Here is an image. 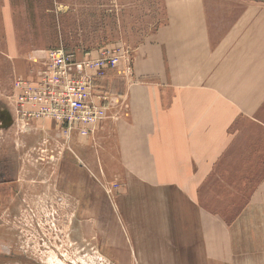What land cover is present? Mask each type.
I'll use <instances>...</instances> for the list:
<instances>
[{
    "label": "crops",
    "instance_id": "crops-1",
    "mask_svg": "<svg viewBox=\"0 0 264 264\" xmlns=\"http://www.w3.org/2000/svg\"><path fill=\"white\" fill-rule=\"evenodd\" d=\"M149 1L133 0L132 6ZM156 1L162 17L125 48L116 43L113 21L118 27L120 18L127 21L130 0H61V27L64 16L91 18L85 30H74L69 44L61 33V44L54 46L34 40V0H0V59H7L13 77L32 79L35 70L28 76L27 66L49 49L80 54L111 44L125 50L119 66L101 81L113 109L105 122L113 127L127 177L124 216L137 261L264 264V165L258 174L257 164L264 161V5ZM8 89L7 100L0 101V193L18 175L8 163L18 150L5 154L19 140H6L14 126L12 83ZM253 175L260 178L244 204H237L236 186ZM216 208L239 211L226 222L211 211ZM147 240L158 242L149 253L142 252L141 241ZM187 240L200 241L197 254L192 248L183 252Z\"/></svg>",
    "mask_w": 264,
    "mask_h": 264
},
{
    "label": "rangeland",
    "instance_id": "rangeland-1",
    "mask_svg": "<svg viewBox=\"0 0 264 264\" xmlns=\"http://www.w3.org/2000/svg\"><path fill=\"white\" fill-rule=\"evenodd\" d=\"M130 1L128 24L126 18L124 22L120 18L119 27L117 20L113 21L116 43H122L125 48L138 43L151 25L162 17L157 1L143 3L139 9L133 8L135 1ZM248 3L264 5V0H242L243 7ZM90 18L79 17L73 21L64 16L61 27V0H34L31 28L34 40L60 45L62 33L68 41L63 44L67 45L69 40H74V30H85L87 25L84 23ZM96 19L105 21L103 17ZM6 60L0 59V74H3L0 101L7 100L8 88L14 81L11 79L19 77H13L12 66ZM39 61L34 59L32 65L27 66L28 76L31 70L40 67ZM113 72L114 69L107 75ZM102 81L98 80L96 85L105 90ZM110 88L120 89L114 84ZM106 105L111 114L110 102ZM37 123L33 129L29 125L16 124L6 132V136L12 137L6 140L13 142L19 138L15 146L14 143L8 146V152L5 148L6 156L12 150H18L15 160L8 162L13 165L11 173L15 168L18 175L12 176L16 180L14 185L4 186L0 193V264H139L127 233L130 222L124 214L128 213V193L123 189L127 177L123 175L113 127L104 120L94 138L74 134L65 138L53 123L44 120ZM45 138L49 140L45 142ZM257 164L258 174H262L260 168L264 161ZM259 178L254 175L242 177V186H236L240 190L237 204H244ZM164 195L168 204V194ZM211 211L228 222L239 210L216 208ZM141 244L145 246L142 252L149 253L156 249L154 246L158 242L147 240ZM182 246L183 252L192 248L195 255L200 249V241H183ZM168 252H171L169 247Z\"/></svg>",
    "mask_w": 264,
    "mask_h": 264
},
{
    "label": "built area",
    "instance_id": "built-area-1",
    "mask_svg": "<svg viewBox=\"0 0 264 264\" xmlns=\"http://www.w3.org/2000/svg\"><path fill=\"white\" fill-rule=\"evenodd\" d=\"M125 54L120 47L80 54L63 48L47 50L32 79L13 81L14 125L27 127L44 120L53 123L65 138L72 134L94 138L109 109V97L96 82L115 70Z\"/></svg>",
    "mask_w": 264,
    "mask_h": 264
}]
</instances>
